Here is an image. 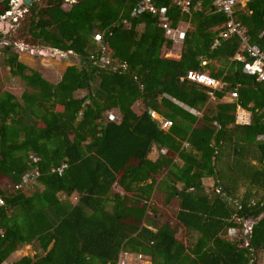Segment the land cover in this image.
I'll use <instances>...</instances> for the list:
<instances>
[{
    "label": "trees",
    "instance_id": "1",
    "mask_svg": "<svg viewBox=\"0 0 264 264\" xmlns=\"http://www.w3.org/2000/svg\"><path fill=\"white\" fill-rule=\"evenodd\" d=\"M139 1L30 6L21 36L74 56L57 84L5 48L9 75L28 90L19 99L0 92L1 261L117 264L128 252L148 255L152 264H251L252 255L262 264L264 81L234 60L242 40L220 37L226 21L214 0H184L187 13L171 0H152L167 9L173 28L189 26L181 55L168 54L172 46L156 16L131 17ZM6 10L1 2L0 15ZM235 15L249 43L264 52V0L239 3ZM101 58L111 65H100ZM190 72L225 86L212 99L210 89L181 81ZM82 91L83 98L74 97ZM233 92L238 97L223 102ZM239 106L251 113L249 125L237 124ZM149 110L172 127L161 130ZM109 113L120 122L106 123ZM163 148L166 156L154 155ZM64 162L69 168L62 176L52 172ZM32 170L40 176L31 195L15 191ZM206 179L214 181L209 192ZM164 212L175 213L163 222ZM249 219L250 247H242ZM28 246H37V254L22 256Z\"/></svg>",
    "mask_w": 264,
    "mask_h": 264
},
{
    "label": "built area",
    "instance_id": "2",
    "mask_svg": "<svg viewBox=\"0 0 264 264\" xmlns=\"http://www.w3.org/2000/svg\"><path fill=\"white\" fill-rule=\"evenodd\" d=\"M47 0H31L30 5L25 4V0H0V3L3 2L7 6V10L0 15V44L5 45L7 36L10 37L11 30L14 32V29H18L20 24L29 16V8L32 5H37L40 3H45ZM175 3L176 7L182 9V12L187 13V1L184 0H171ZM242 0H214L212 7L217 11L221 12L225 17V30L220 33V37L223 39H228L234 34H238L242 40V45L239 52L234 57V60L244 63V72L250 76H256L258 82L264 81V52L258 47L251 45L248 41V37L245 34V30L241 25V22L238 20L235 15L236 6L241 3ZM63 3L67 8H70L75 4V0H63ZM149 14L156 16L158 19V27L164 33V36L168 42L171 43V50L168 51V54H180L182 53V46L185 40L186 29L184 28L186 24H180L176 28L171 26V21L167 17V9L165 7L156 8L152 0H140L131 12L132 18H138L142 15ZM261 36H264L262 32ZM8 41V40H7ZM93 41L97 44L102 42V36L100 34L93 36ZM218 45V42L216 43ZM16 46V44H14ZM15 48L26 50L25 47L17 46ZM99 63L102 66H110L111 63L106 59H99ZM203 66H206V63H203ZM125 67H123L124 69ZM115 70V68H113ZM181 81H189L194 84H198L205 88L211 90L209 95L214 99V94L223 90L225 83L212 79L207 75V73L198 74L195 72H190L186 78H182ZM238 97L237 92H233L231 95L225 97L223 102L233 101ZM141 104L136 105V109L140 108ZM149 115L151 119L158 124V127L163 131H168L172 127V123L163 119L157 113L149 110ZM197 115V113L193 112ZM237 123L243 125H249L250 114L239 106L237 110ZM121 120L120 116L115 113H109L106 118V123H119ZM260 140L264 141V135L260 136ZM188 147V145H186ZM157 155L166 156L168 150L163 148ZM30 160L35 164L39 162L37 156H30ZM69 165L67 162H64L61 167L54 168L53 173L62 176L66 170H68ZM40 174L37 170H32L25 174L22 178V183L18 186H15V191H26L30 186H36L37 179ZM217 194H220V190H216ZM5 206V201L0 197V208ZM254 226L253 220L245 221V227L243 228L244 242L241 244L242 247H250L248 239L252 233ZM154 232L156 230L153 229ZM230 236L236 237L237 231L232 230L229 233ZM264 255V254H263ZM250 260L251 264H256V255H252ZM0 264H13L10 261H1ZM117 264H152V259L148 255L143 254H134L123 252Z\"/></svg>",
    "mask_w": 264,
    "mask_h": 264
},
{
    "label": "rangeland",
    "instance_id": "3",
    "mask_svg": "<svg viewBox=\"0 0 264 264\" xmlns=\"http://www.w3.org/2000/svg\"><path fill=\"white\" fill-rule=\"evenodd\" d=\"M37 6L43 8L45 6V4L40 3V4H37ZM25 22L26 21L22 22L20 24V26L18 27V29L15 28L14 32L11 30V32H10L11 36L8 37L9 36L8 35L6 39L8 41L10 40L11 45L16 44L15 47H17V46L25 47L26 50H21L18 48H15L13 50L11 46L9 47L10 50L16 54V56L18 58V62L25 65L28 69L38 71L49 82H51L53 84L57 83L60 80L62 72L67 67H71V66L75 65L74 56L71 55L70 53L64 54V53H60V52L54 51V50L52 51V53H50L48 55V52L50 49L41 48L40 46L36 47V44L34 42L31 43L29 38H27V37L24 38V36H21V33H19V30L20 29L22 30L23 29L22 27L25 26L24 25ZM184 28L186 29V31L189 30L188 25H186ZM27 39L29 40L27 42L28 45L26 43H24ZM4 47H5V45L0 44V92L1 93H10L11 95H13L17 99H19L21 97V95L23 94V92L28 90V89L24 85V83L21 82L18 78H12L9 75V72H8L9 69L6 67V57L7 56L5 54L6 50ZM31 50L36 51L35 55H31V53H30ZM41 51H44L45 53L41 54L40 53ZM58 55H59V58L57 59L56 56H58ZM74 97L77 99L83 98L84 92L83 91L78 92L75 94ZM207 183L213 184V183H209V182H207ZM205 187H206V189L210 188L209 185H206ZM28 191H29V195H31L32 192L30 193V191H32V190L30 189ZM244 192H245V189L242 186H240L239 187V197L240 198L243 196ZM72 201L74 203L77 202L75 197L72 198ZM229 201H230V203H232L231 200H229ZM151 202L152 203L154 202V206L159 207L161 209V211H165L164 209H166V208H162L160 206L161 203L160 204L157 203L154 199ZM236 202L238 203V201H236ZM167 211L170 214V210L167 209ZM164 213L165 214H163L162 216L160 213L159 217H158V219H160V221H163V222L170 220L174 216L173 213H175V212H173L171 214V216L166 212H164ZM183 233L181 231H179V235H180L179 238L182 239L183 241H186V239H188V238ZM27 255H30V256L32 255L30 248L25 249L24 255H22V256H27ZM262 258H263L262 264H264V255H262Z\"/></svg>",
    "mask_w": 264,
    "mask_h": 264
},
{
    "label": "crops",
    "instance_id": "4",
    "mask_svg": "<svg viewBox=\"0 0 264 264\" xmlns=\"http://www.w3.org/2000/svg\"><path fill=\"white\" fill-rule=\"evenodd\" d=\"M245 2H246V0H242V2H241V4L242 5H244L245 4ZM189 27V26H188ZM177 55H180V54H177ZM63 73V72H62ZM62 75V74H61ZM43 76V75H42ZM47 80V79H46ZM59 82V81H58ZM57 82V83H58ZM57 83H55V84H57ZM78 93V92H77ZM188 111H189V109H187ZM246 111V110H245ZM190 112H192L193 113V111H191L190 110ZM247 112H249V111H247ZM237 113V112H236ZM249 114H250V122H251V113L249 112ZM197 115H199L198 113H197ZM237 115V114H236ZM238 124V123H237ZM241 125H243V124H241ZM259 139H260V137H259ZM157 153V152H156ZM156 153H154V155L156 154ZM157 155V154H156ZM255 163V162H254ZM207 182H209V183H213V184H208ZM204 185L206 186V185H209L210 186V188H208L207 189V191L209 192V191H211V190H213V187H214V181L212 180V179H206V180H204ZM119 188H117L115 191L116 192H120L119 190H118ZM30 248V250H31V256H34V255H36L37 254V251H36V248H37V246L36 247H34V246H28V247H25V248H23L22 250H25V249H29ZM22 250H20V251H22ZM19 251V252H20Z\"/></svg>",
    "mask_w": 264,
    "mask_h": 264
},
{
    "label": "water",
    "instance_id": "5",
    "mask_svg": "<svg viewBox=\"0 0 264 264\" xmlns=\"http://www.w3.org/2000/svg\"><path fill=\"white\" fill-rule=\"evenodd\" d=\"M30 3H31V0H25V4H26V5H30ZM5 45H6L7 47H9V46H10V43L7 42V43H5ZM2 48H3V47H2ZM52 51H53V50H49L48 55H49L50 53H52ZM35 52H36L35 50H31V51H30L31 55H35ZM40 53L42 54V53H45V52H44V51H41ZM41 54H40V55H41ZM44 55H45V54H44ZM56 58L58 59V58H59V55L56 56ZM77 63L79 64V60H77Z\"/></svg>",
    "mask_w": 264,
    "mask_h": 264
},
{
    "label": "flooded vegetation",
    "instance_id": "6",
    "mask_svg": "<svg viewBox=\"0 0 264 264\" xmlns=\"http://www.w3.org/2000/svg\"><path fill=\"white\" fill-rule=\"evenodd\" d=\"M7 42H9V43H10V40H9V41H7V40H6L4 43H7ZM10 46L12 47V49H13V50L15 49V46H14V44H12V45H11V43H10ZM10 46H9V47H10ZM4 48H8V47L5 45V47H4Z\"/></svg>",
    "mask_w": 264,
    "mask_h": 264
},
{
    "label": "bare ground",
    "instance_id": "7",
    "mask_svg": "<svg viewBox=\"0 0 264 264\" xmlns=\"http://www.w3.org/2000/svg\"><path fill=\"white\" fill-rule=\"evenodd\" d=\"M64 58V57H63Z\"/></svg>",
    "mask_w": 264,
    "mask_h": 264
}]
</instances>
